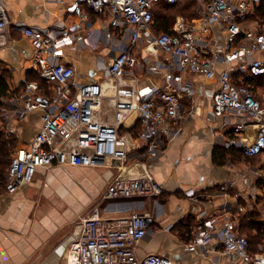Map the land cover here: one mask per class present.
Returning a JSON list of instances; mask_svg holds the SVG:
<instances>
[{
	"label": "built area",
	"instance_id": "obj_1",
	"mask_svg": "<svg viewBox=\"0 0 264 264\" xmlns=\"http://www.w3.org/2000/svg\"><path fill=\"white\" fill-rule=\"evenodd\" d=\"M261 1L195 0L196 16L178 15L172 33H156L155 6L177 0H70L67 15L51 26L12 21L6 3L0 0V46L12 25L32 47L30 68L49 85L47 91L37 79L23 78L20 92L2 101L0 129L16 139L14 118L39 111L41 120L28 145L13 149L5 189L15 192L34 179L38 168L53 164L107 166L115 162V176L101 201L160 194L162 187L148 172L144 158L156 157L166 140L180 134V122L191 113L183 101L194 95L195 75L217 81L213 113L226 121L227 116L235 117V135L225 145L243 144L254 125V137L243 144V152L249 157L264 154V101L244 83L247 76H264V17L253 28L243 25ZM99 42L108 45L114 57L102 65L100 79L78 80L64 48H91ZM134 49L152 59L161 75L159 81L136 85L134 70H143L144 62ZM150 73L148 69L146 74ZM134 113L141 126L135 133L125 129ZM128 158L131 162L126 164ZM229 188L222 184L212 197L227 194ZM185 194L196 196L192 189ZM248 210L241 205L238 211ZM153 223L150 212L108 217L96 205L82 220V233L70 244L66 264H172L161 255L136 256L137 243L154 231ZM239 229V220L225 209L221 217L202 209L190 232L203 254H236L241 262L233 264H264V239L250 251Z\"/></svg>",
	"mask_w": 264,
	"mask_h": 264
},
{
	"label": "crops",
	"instance_id": "obj_2",
	"mask_svg": "<svg viewBox=\"0 0 264 264\" xmlns=\"http://www.w3.org/2000/svg\"><path fill=\"white\" fill-rule=\"evenodd\" d=\"M4 2L12 21L51 26L67 15L70 0ZM262 18L257 10L243 25L253 28ZM214 32L221 44L217 28ZM98 47L101 51L96 50ZM114 54L104 42L91 48L74 45L64 48V57L74 66L80 81L100 79L102 65L109 64ZM136 54L151 71L147 75L144 68H135L136 85L142 87L159 81L161 75L153 68L152 59L142 51ZM32 56L28 40L9 27L5 44L0 46V63L9 71L10 93L21 89L23 78L37 76L30 68ZM245 81L251 84L256 97L264 101V77L247 76ZM216 86V79L195 75L194 95L183 101L185 110L191 113L180 122V134L166 140L159 155L144 158L148 172L162 187L158 195L101 201L107 184L115 176V162L101 170L95 169L96 166L53 164L38 168L34 179L20 185L15 192L9 193L5 188L0 191V264H66L70 244L82 233V220L96 205L102 215L108 217L131 212H150L154 216V231L135 247L138 258L156 254L169 258L172 264L240 263L236 254L217 251L203 254L192 242L190 232L202 209L218 217L225 209L239 220L240 226L241 216L249 221L264 222V154L253 160L242 149L243 144L253 139L255 127H249L243 144L225 145L226 140L235 135L232 130L235 117L227 116L226 121L213 113L212 95ZM44 87L49 91V85L44 84ZM12 95L16 93L7 94L2 101ZM14 104L8 102L9 106ZM13 122L18 128V145L27 146L40 127V112L32 111L24 118H14ZM140 127L137 115L132 114L125 129L135 133ZM220 151L226 152V156ZM222 184L230 186L228 193L213 198ZM189 189L194 190L195 197L185 194ZM241 205L248 207L247 213L238 211Z\"/></svg>",
	"mask_w": 264,
	"mask_h": 264
},
{
	"label": "trees",
	"instance_id": "obj_3",
	"mask_svg": "<svg viewBox=\"0 0 264 264\" xmlns=\"http://www.w3.org/2000/svg\"><path fill=\"white\" fill-rule=\"evenodd\" d=\"M195 4H196L195 0H177V2L173 4L161 2L158 8L154 9L153 11L154 30L157 33L163 31L172 33V25L175 21V18L178 15H183L187 18L193 16L195 12L193 10ZM258 10L261 17H264V0L261 1L260 9ZM10 28L15 30V28L12 25L10 26ZM8 74L9 71L5 69L3 65L0 63V107L2 106V98L4 96L12 93L18 94L21 90V89L20 90L16 89L15 92L10 93L9 82L7 80ZM263 77L264 76L255 77V78H263ZM33 79H37L44 86L45 84L44 81L38 76L34 75ZM244 83L253 89V87L248 81L244 80ZM16 143H17V139L13 134L7 133L3 129H0V191H2L5 188L6 180L4 177V173L5 170L7 171L11 160V157H9L10 149H12L16 145ZM221 153L224 154V156H226V152L223 151ZM260 155L261 154L252 156L253 160L255 158H258ZM240 219L242 220L241 221L242 225L240 226L241 229L240 232H242L246 236L249 243L250 251H255L257 249V246L264 239V222L249 221V219L242 216L240 217Z\"/></svg>",
	"mask_w": 264,
	"mask_h": 264
},
{
	"label": "rangeland",
	"instance_id": "obj_4",
	"mask_svg": "<svg viewBox=\"0 0 264 264\" xmlns=\"http://www.w3.org/2000/svg\"><path fill=\"white\" fill-rule=\"evenodd\" d=\"M100 44H102V42H99ZM96 50H98V51H101V47H98ZM136 49H134L133 50V53H134V55L136 54ZM150 68V67H149ZM144 72H147L148 71V69L146 68V66H145V63H144V70H143ZM156 74H154V77L156 78ZM18 143H19V139H17V143H16V145L12 148V149H10V154H9V157H11V153H12V151H13V149L18 145ZM131 162V158H128L127 160H126V164H129ZM95 169H105V167L104 166H96L95 167ZM4 177H5V180H6V170H5V173H4Z\"/></svg>",
	"mask_w": 264,
	"mask_h": 264
}]
</instances>
